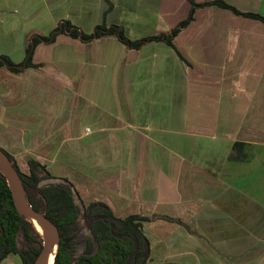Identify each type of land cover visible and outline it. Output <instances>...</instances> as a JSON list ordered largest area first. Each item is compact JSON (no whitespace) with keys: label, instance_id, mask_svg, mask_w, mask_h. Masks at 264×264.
Segmentation results:
<instances>
[{"label":"crops","instance_id":"0c3cea01","mask_svg":"<svg viewBox=\"0 0 264 264\" xmlns=\"http://www.w3.org/2000/svg\"><path fill=\"white\" fill-rule=\"evenodd\" d=\"M102 1L0 0V55L21 63L58 17L93 31ZM109 1L107 24L150 27L135 39L190 9ZM225 1L264 16V0ZM172 42L134 49L63 31L34 46L36 66L1 65L0 148L23 172L34 159L67 179L85 204L148 217L146 264H264V23L205 5ZM0 264L23 263L10 252Z\"/></svg>","mask_w":264,"mask_h":264},{"label":"trees","instance_id":"16d2710c","mask_svg":"<svg viewBox=\"0 0 264 264\" xmlns=\"http://www.w3.org/2000/svg\"><path fill=\"white\" fill-rule=\"evenodd\" d=\"M104 1L107 2V7L102 11L101 21L94 26L93 31L84 32L68 20L58 24L56 29L59 28L60 32L68 31V35L83 41L114 35L128 48L137 49L146 42L164 41L176 49L172 37L193 19L197 7L214 4L264 23L263 15L239 10L225 0L200 3L188 0L190 9L187 16L169 32L130 39L119 25L106 23L105 17L112 4L109 0ZM56 35L57 32L53 29L46 36H32L21 63L15 64L8 56L0 55V66H6L11 71L18 70L19 65L36 66L31 61L34 46L41 41L51 42ZM4 152L13 161L28 203L42 212L58 229V246L53 264H146L150 246L141 221L149 220L148 217L135 214L117 217L102 201L85 204L76 190L75 194L72 192L73 186L67 179L52 176L34 159L27 161L29 171L23 172L13 156ZM42 241L32 223L16 210L5 177L0 172V261L13 252L20 256L23 264H33L42 248Z\"/></svg>","mask_w":264,"mask_h":264},{"label":"water","instance_id":"95a60500","mask_svg":"<svg viewBox=\"0 0 264 264\" xmlns=\"http://www.w3.org/2000/svg\"><path fill=\"white\" fill-rule=\"evenodd\" d=\"M68 32V31H67ZM0 172L5 177V180L7 182V185L9 187V190L11 192V197L13 204L16 208V210L24 216L25 219L28 220L27 216L34 217L41 222H43L46 226L47 232L44 236L40 234L39 231L35 230L40 234L42 238V248L40 252L38 253L35 261L33 264H41L45 256L50 250L54 249V254L56 252V248L58 246V229L56 225L50 221L42 212H39L35 210L27 201L25 197V192L22 187L20 178L17 174V171L15 170L13 166V161L7 156V154L0 148ZM20 184V187L23 192V198L19 195V188L18 183ZM72 192L75 194V189H72ZM29 221V220H28ZM54 259V258H53Z\"/></svg>","mask_w":264,"mask_h":264},{"label":"rangeland","instance_id":"374dc122","mask_svg":"<svg viewBox=\"0 0 264 264\" xmlns=\"http://www.w3.org/2000/svg\"><path fill=\"white\" fill-rule=\"evenodd\" d=\"M102 11L107 7V2L106 1H102ZM111 17V16H110ZM101 18V17H100ZM89 19H91V18H89ZM111 19H112V17H111ZM56 20V24H55V26L52 28V29H55L56 30V32L58 33H60V29L58 28V29H56V27H57V25L59 24L60 25V23L61 22H63V21H65V20H67V18H63V17H61V19H59V17L58 18H56L55 19ZM98 22L97 23H99L100 22V19L98 18ZM88 21H91V20H88ZM126 21H129V20H126ZM96 23V24H97ZM95 24V25H96ZM136 25H137V27H136ZM88 25H86L85 27H87ZM121 26H123L124 27V29H123V31H124V34L126 35L127 34V36L129 37V38H131V39H135L139 34L138 33H143V31L145 30V31H147V29H150V27H147L146 28V23H142L141 24V26L140 25H138L136 22L134 23V22H131L130 21V23L129 24H125V22H122L121 23ZM94 29V27L92 28V30ZM65 31V30H64ZM84 32H87L86 30H83ZM29 36H30V34H27V35H25L24 37V39H25V42L26 41H28V38H29ZM32 37V36H31ZM30 40V39H29ZM27 44V43H26Z\"/></svg>","mask_w":264,"mask_h":264},{"label":"bare ground","instance_id":"6f19581e","mask_svg":"<svg viewBox=\"0 0 264 264\" xmlns=\"http://www.w3.org/2000/svg\"><path fill=\"white\" fill-rule=\"evenodd\" d=\"M17 184H18V188H19V195L21 196V198H23V192H22V189L20 187L19 182ZM27 218L33 224V226L36 228V230L40 232V234L42 236H44L46 234L47 229H46V226L43 222H41L40 220H38L34 217H31V216H27ZM53 254H54V249L50 250L47 253V255L45 256V258L43 259L41 264H53V260H54Z\"/></svg>","mask_w":264,"mask_h":264}]
</instances>
